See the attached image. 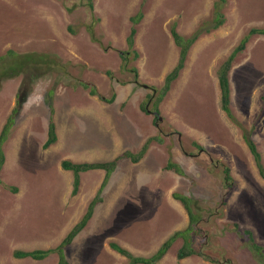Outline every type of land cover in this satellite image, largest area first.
<instances>
[{
    "label": "rangeland",
    "instance_id": "374dc122",
    "mask_svg": "<svg viewBox=\"0 0 264 264\" xmlns=\"http://www.w3.org/2000/svg\"><path fill=\"white\" fill-rule=\"evenodd\" d=\"M92 1L93 11L89 0H0V57L8 66H0V134L18 95L26 98L0 170V264H58L57 254L36 261L14 253L59 246L97 195L105 171L83 173L73 197L74 176L63 170L64 160L110 161L125 151L138 153L151 137L162 142H153L141 162L124 160L113 173L92 220L66 249L70 264H126L112 242L136 255L155 253L189 225L174 194L196 203L205 220L193 247L216 262L197 255L179 260V239L159 264H263L244 234L252 230L264 247V179L244 131L264 163V35L251 37L230 72L237 122L221 108L218 73L252 29H264V0ZM216 3L224 25L193 45L160 114L145 113L147 106L155 113L149 96L179 60L171 28L176 24L190 37L212 26ZM140 10L135 50L141 56L125 70L121 53L128 51L131 18ZM32 54L47 62L38 63L39 77L34 65L10 76L8 69ZM52 110L59 139L45 150ZM169 162L183 175L169 170ZM224 166L234 178L229 188Z\"/></svg>",
    "mask_w": 264,
    "mask_h": 264
},
{
    "label": "trees",
    "instance_id": "16d2710c",
    "mask_svg": "<svg viewBox=\"0 0 264 264\" xmlns=\"http://www.w3.org/2000/svg\"><path fill=\"white\" fill-rule=\"evenodd\" d=\"M89 7L93 11L94 4L92 0H89ZM143 18H144V13L142 10H140V12L136 16H133L131 18L132 28L129 36L127 37L128 51L121 53L123 68L125 70L129 68L130 59L133 58L135 61H137L141 56L140 52L135 50V44H136V37L138 34V25L141 23ZM224 23H225V17L222 13V8L220 6V3H216L214 24H212V26L209 25L211 28L209 26L202 25L198 29V31L195 32L190 37H186L182 33H180L178 31L176 24L171 28V33L174 38V41L180 50L179 60L177 65L174 67V69L166 76L163 87L160 90H156V94L154 93L149 96V102L153 100V108L155 110V114L157 115L160 114L161 103L164 101L165 97L171 91L174 82H176V80L180 77L182 71L186 68L189 53L193 45L198 41V39L203 35V33H210L213 30H217L222 25H224ZM256 34L264 35V29H252L250 33L244 37L241 43L233 50V52L226 59V61H224V63L221 65L219 69L218 76H219V85L221 90V108L223 112L234 122L237 121L232 110V89H231V81H230V72L238 55L241 54L243 51H245L246 46L250 41L251 37ZM22 59L23 60L18 65H16L15 67H10L8 69V72L9 73L11 72L10 74H12L10 76L13 77L18 76L23 71H26L28 73L29 71L26 70V68L30 65H34L36 66L33 67L34 70L36 71L34 76L38 78L40 75L38 73V70L41 71L40 68H38V63L42 61L44 66L47 65L46 64L47 62L44 60V58L35 54L25 55L23 56ZM5 64H6V59L4 57H0V66H3ZM5 66L6 68H8L7 65ZM130 72L135 75L136 80L139 79L138 69L133 68L132 70H130ZM108 75L112 77L111 72H108ZM85 87L88 86L85 85ZM92 95H97L95 89L92 90ZM115 98L116 95L114 94L110 102H113ZM25 102H26V98L23 97L20 93L18 95L17 106L16 108L13 109L11 115L7 120V123L4 125L1 131L0 170L4 168L7 160L5 154V145L10 139L12 130L16 124V118L19 115L20 110ZM143 111L148 114L154 113L153 111H150L149 108L147 107H143ZM156 121L158 122L159 118H156ZM58 139L59 138L57 133V124L54 118V111L52 110L50 122H49L48 140L44 144V149L47 150L53 145H55L58 142ZM244 139L254 157L259 174L264 179V163H263L262 154L259 151L257 144L251 138L250 134L246 130L244 131ZM153 142H162V140L157 137H151L145 142L142 149L138 153H133L132 151H125L117 155L114 159L106 162H89V161L75 162L72 160H64L62 162L63 170L71 171L74 176L73 190H72L73 197L77 196L80 191L81 183H82L81 175L83 173L96 171V170L105 171L106 175L97 195L88 205L87 211L83 215L82 219L71 229V231L67 234V236L62 241V243H60L59 246L55 248L38 249L34 251L19 250L14 253V256L18 259L32 258L36 261H43L49 258L51 255L57 254L58 264H70L66 255V249L73 244L75 239L86 229L89 222L92 220L97 205L103 202V197H102L103 191L106 188L107 184L109 183V180L111 179L113 173L119 167L120 163L124 160H130L131 162L136 164L141 162L142 159H144V157L147 155ZM167 168L169 170L173 169L176 171V173L183 175V170L176 163L169 162ZM223 173L225 175L224 178L225 184L228 185L227 187L229 188L232 185H234V178L231 175V169L228 166L223 167ZM174 198L177 201H180L185 207L186 211L188 212L189 215L188 227L184 230L175 232L167 241H165L159 247V249L155 253L149 256L136 255L132 253L130 250L121 246L120 244L112 242L110 244L111 248L127 258L126 264H159L164 259V257L169 253L174 243L179 239H182L184 241V245L180 248L177 254L179 260H184L186 258L197 255L200 257H204L206 260H209L211 262H216L212 258L208 257V255H206L202 249L201 250L195 249L193 247L194 238L202 234L200 228L197 226L203 220H205L201 218L198 213H196V208H195L196 203L191 198L180 194H174ZM235 227L239 229L238 224H235ZM244 234L247 237V243L249 247L253 250L255 256L264 264V247L258 244V242L256 241L255 234L252 230H245Z\"/></svg>",
    "mask_w": 264,
    "mask_h": 264
},
{
    "label": "water",
    "instance_id": "95a60500",
    "mask_svg": "<svg viewBox=\"0 0 264 264\" xmlns=\"http://www.w3.org/2000/svg\"><path fill=\"white\" fill-rule=\"evenodd\" d=\"M144 87H145V88H148V86H147V85H145ZM147 108H148V106H147ZM159 121H160V122H162V121H163V118H162L161 116L159 117ZM158 126H159V124H158Z\"/></svg>",
    "mask_w": 264,
    "mask_h": 264
},
{
    "label": "clouds",
    "instance_id": "9594fccd",
    "mask_svg": "<svg viewBox=\"0 0 264 264\" xmlns=\"http://www.w3.org/2000/svg\"><path fill=\"white\" fill-rule=\"evenodd\" d=\"M156 91V90H155ZM153 114H155V113H153ZM157 115V114H156ZM159 115V114H158Z\"/></svg>",
    "mask_w": 264,
    "mask_h": 264
}]
</instances>
